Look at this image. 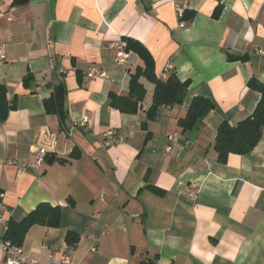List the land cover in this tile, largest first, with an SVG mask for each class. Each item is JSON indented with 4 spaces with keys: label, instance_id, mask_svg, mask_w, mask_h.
Wrapping results in <instances>:
<instances>
[{
    "label": "crops",
    "instance_id": "crops-1",
    "mask_svg": "<svg viewBox=\"0 0 264 264\" xmlns=\"http://www.w3.org/2000/svg\"><path fill=\"white\" fill-rule=\"evenodd\" d=\"M0 35V82L15 103L0 122L4 221L43 202L61 209L57 227L27 231L19 247L33 262L23 264H50L51 251L71 264H264V129L246 154L221 162L214 149L219 124H236L258 102L248 81L264 82V0H0ZM123 38L146 47L156 77L171 64L189 80L181 104L149 119L154 82L140 77L135 113L111 105L110 94L127 95L143 65L131 50L114 60ZM60 81L63 120L44 108ZM195 96L214 108L182 132L178 120ZM108 129L118 142L104 144ZM41 150L40 166H31ZM68 231L78 235L73 244ZM5 258L0 243V264Z\"/></svg>",
    "mask_w": 264,
    "mask_h": 264
},
{
    "label": "trees",
    "instance_id": "trees-1",
    "mask_svg": "<svg viewBox=\"0 0 264 264\" xmlns=\"http://www.w3.org/2000/svg\"><path fill=\"white\" fill-rule=\"evenodd\" d=\"M214 15H218V9ZM187 16V14H184V18H187ZM191 17L192 12L189 19ZM123 40L125 42V49L136 53L142 60L143 65L136 67L130 75L127 95L118 96L110 94L111 105L120 110V112L135 113L140 108V101L145 92L143 85L139 82L140 77H145L154 82L153 101L147 111L149 119L155 116L156 109L160 106L181 104L186 96L190 84L189 80L181 81L172 69L168 70L169 73L165 79L156 77L154 60L146 47L139 41L131 38H123ZM30 77L25 76L23 78L24 85H27ZM248 87L259 93L258 102L252 113L236 124H231L228 120H223L219 124L214 142L218 161L224 162L231 153L246 154L252 151L261 138L264 129V82L251 77L248 81ZM65 94V85L60 81L54 85L52 95L44 100L45 110L48 113L54 112L58 114L62 120L66 117V110L64 108ZM13 108H15V103L12 100H8L7 88L0 82V122L6 120L9 111ZM213 108L214 104L209 98L204 96L193 97L186 115L178 120L182 132L190 131L197 127ZM70 204L72 203L70 202ZM60 216V206H53L45 202L39 203L22 220L16 221L12 218L6 220L3 239L10 241L13 245L19 246L22 244L30 227L33 225L57 227L60 224ZM77 238L78 235L73 232L68 231L66 233V242L68 244H73Z\"/></svg>",
    "mask_w": 264,
    "mask_h": 264
},
{
    "label": "built area",
    "instance_id": "built-area-1",
    "mask_svg": "<svg viewBox=\"0 0 264 264\" xmlns=\"http://www.w3.org/2000/svg\"><path fill=\"white\" fill-rule=\"evenodd\" d=\"M178 15L182 16V9H178ZM5 45H6V39L0 35V63L4 62L6 60V51H5ZM261 52V51H260ZM262 53V52H261ZM128 56V52L125 49V42L124 41H118L114 45V51H113V58L115 61L119 63H123L125 59ZM166 70L172 69L171 64H167L165 67ZM87 77L89 78H97V77H104L105 72L102 70H89L86 73ZM87 123V119H83L81 124ZM104 137V144L110 145L113 143H116L120 140V135H118L116 132H114L112 129H108L103 132ZM168 139L171 142H176L178 138L176 136H169ZM189 144L188 140L184 141L182 144L179 145V150L184 149ZM170 146L167 147L168 150H170ZM44 155V150L39 151L35 155L34 163L31 164L33 167H39ZM191 196L194 197V192L191 193ZM4 212H5V206L2 200L0 199V228L3 227L6 229V223L4 221ZM0 243L4 247L6 251V258L5 263L6 264H23V263H30L33 262L31 258H29L27 255L24 254L22 249L17 246L10 243L8 240H1V234H0ZM49 263L50 264H71L70 257L66 254H56L54 251H51L48 254ZM82 264V263H80Z\"/></svg>",
    "mask_w": 264,
    "mask_h": 264
}]
</instances>
